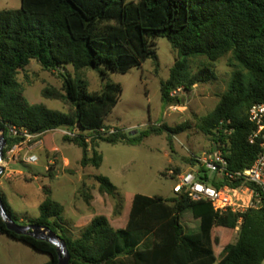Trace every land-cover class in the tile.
I'll use <instances>...</instances> for the list:
<instances>
[{
  "label": "trees",
  "instance_id": "16d2710c",
  "mask_svg": "<svg viewBox=\"0 0 264 264\" xmlns=\"http://www.w3.org/2000/svg\"><path fill=\"white\" fill-rule=\"evenodd\" d=\"M158 38L167 39L179 57L169 78L161 82L162 100L169 107L180 101L172 92H189L196 84L213 79L211 66L228 56L232 73L227 88L214 109L199 118L197 128L222 149L230 170L250 168L259 143L249 141L254 126L247 112L253 105L264 104V0H20L18 9L0 10V127L7 143L3 158L22 141L8 134L11 127L40 136L57 129H77L75 137L63 140L82 149L81 166L93 168L102 163L96 150L99 140L133 145L149 134L166 131L175 136L185 131L187 124H162L131 138L118 128L112 135L97 132L109 129L105 121L122 89L120 84L106 83L102 90L90 93L83 71L97 70L103 81L108 72L126 74L155 56ZM197 57H205L207 64L191 74L187 62ZM32 60L47 71L73 68V76L59 73L60 88L41 92L45 99L63 103L67 112L26 99L18 75ZM187 162L194 165L193 158ZM94 180L99 194L118 198L109 178L98 175ZM42 191L45 198L39 216L26 222H18L2 192L0 198L16 223L46 226L59 235L66 243L69 264L264 263V207L220 214L209 202L191 201L187 195L135 194L124 228L114 229L105 216L96 215L79 229V236L72 237L63 224L64 207L51 198L49 187ZM84 199L90 205L92 195ZM188 209L199 222L198 231L191 234L180 219ZM119 210L116 205L115 213ZM236 229L235 241L230 243L225 230ZM0 234L48 255L45 264H58L55 245L7 230L1 217Z\"/></svg>",
  "mask_w": 264,
  "mask_h": 264
},
{
  "label": "rangeland",
  "instance_id": "374dc122",
  "mask_svg": "<svg viewBox=\"0 0 264 264\" xmlns=\"http://www.w3.org/2000/svg\"><path fill=\"white\" fill-rule=\"evenodd\" d=\"M19 7L20 0H0V10ZM227 58L228 56L223 57L211 66L213 79L196 84L189 92L182 89L177 92L176 97L180 101L173 106L178 107L177 109H169L161 96V82L169 78L170 69L179 59L177 52L165 38L155 40L153 58L126 74L108 72L103 81L97 70H84V80L90 93L102 90L106 83L121 86L120 99L105 121L109 129L118 128L131 138L162 124L169 127L187 124L188 128L175 136L166 131L149 134L140 143L133 145L109 144L99 140L96 148L102 156L99 168L81 166L82 149L62 139L63 129L48 133L44 138L46 147L39 143L37 147L33 146L37 140L25 145L24 150L17 154V159L12 161V164H19L18 167L24 175L14 172L10 176L4 173L0 177V191L6 196L18 222H26L27 219L39 216V205L45 198L42 191L45 186L50 188L51 198L64 207L63 224L72 237L79 236V229L86 225L88 217L95 212L85 202L86 194L94 195L97 210L111 220L118 216L115 213L117 205L121 213L120 228L125 226L130 203L135 194L173 197L175 179L170 178L167 172L171 170L175 173V169L180 172L187 170L193 166L187 162L188 159H194L214 147L212 140L198 130L197 123L199 118L214 109L227 88L232 73V68L227 65ZM205 64V57L191 58L187 62L188 71L195 74ZM65 72L73 76L71 66H66L65 71H47L32 60L25 70L20 71L18 81L23 85L24 96L30 103L43 104L51 110L67 112L60 101L45 99L41 95L45 88H60L62 79L59 73ZM88 137L91 136L88 134ZM52 144L59 149L51 153L49 160L52 164L47 165L44 148L49 149ZM30 146L33 147L31 153L38 157L35 164L22 161V151L26 152ZM61 156L69 160L67 166H62ZM98 175L109 178L117 188L119 196L116 200L99 194L94 180V176ZM180 219L188 234L198 231L199 222L193 219L189 209L181 214ZM112 227L117 228L113 224ZM236 232L237 229L225 230V236L230 243L235 241ZM48 261V255L0 234V264H45Z\"/></svg>",
  "mask_w": 264,
  "mask_h": 264
},
{
  "label": "built area",
  "instance_id": "2783aa9c",
  "mask_svg": "<svg viewBox=\"0 0 264 264\" xmlns=\"http://www.w3.org/2000/svg\"><path fill=\"white\" fill-rule=\"evenodd\" d=\"M179 91L181 89L172 92L171 96H176ZM174 108L178 107H169V109ZM247 119L254 126L249 141L259 143V152L251 167L243 171L230 170L222 149L215 145L216 150L212 149L211 152L195 157L194 165L187 170L178 175L171 170L167 172L175 179L173 195H187L191 201L209 202L213 210L220 214L243 213L251 208L264 207V104L251 106L247 112ZM97 132L112 135L116 130L102 128ZM61 133L63 136L73 138L79 132L77 129L73 131L63 129ZM8 134L11 137L21 138L22 141L14 145L0 161V166L3 168L0 177L8 172V165L15 160L22 145L34 142L40 136L14 127L8 129ZM32 151L33 147H28L23 159L26 164H35L38 161L37 155L31 153ZM232 182H236L237 185L229 186L228 183Z\"/></svg>",
  "mask_w": 264,
  "mask_h": 264
},
{
  "label": "water",
  "instance_id": "95a60500",
  "mask_svg": "<svg viewBox=\"0 0 264 264\" xmlns=\"http://www.w3.org/2000/svg\"><path fill=\"white\" fill-rule=\"evenodd\" d=\"M5 130L0 127V161L3 158V150L7 143L4 137ZM213 150H216L214 147ZM3 168L0 166V174ZM0 217L4 220L7 230L17 235H28L38 240H44L52 243L57 248L58 264H69V254L67 251L66 243L59 235L54 233L46 226H39L35 224L20 225L12 220L7 214L3 202L0 198Z\"/></svg>",
  "mask_w": 264,
  "mask_h": 264
},
{
  "label": "crops",
  "instance_id": "0c3cea01",
  "mask_svg": "<svg viewBox=\"0 0 264 264\" xmlns=\"http://www.w3.org/2000/svg\"><path fill=\"white\" fill-rule=\"evenodd\" d=\"M53 132V131H52ZM48 133H50V132H48ZM48 133H45V134H43V135H41V136H39L36 140V143L33 145V146H35V147H37L38 145V143L39 144H41L43 147H46L45 146V143H44V138L48 135ZM63 139V138H62ZM24 147H25V145H22V149L21 150H24ZM45 149V154H46V157H47V165H48V163L49 164H52V161H50L49 160V156L51 155V153L52 152H54V150H58L59 148L57 147V146H55L54 144H52V146L48 149V148H44ZM21 152V151H20ZM25 154H26V152L25 151H22V153H21V155H23V158H22V161H23V159H24V156H25ZM61 158H62V166H67V164H69V160L67 159V158H65V157H62L61 156ZM17 159V157L15 158V160ZM19 164H17V163H10L9 165H8V167H7V171L8 172H5V173H7L8 174V176H10L12 173H16V174H20V175H24L23 174V172L19 169ZM48 168H46V170H47ZM1 179V178H0ZM1 192V191H0ZM4 194V193H3ZM103 195H105V194H103ZM105 196H107V195H105ZM174 196V195H173ZM93 198H94V200H93ZM133 199V198H132ZM96 200H95V197H94V195L92 194V200H91V202H90V206H91V208L92 209H94L95 210V212L94 213H92L89 217H88V219L86 220V225H88L89 224V222L93 219V217L94 216H96V215H103V216H105L106 218H107V220H108V222H109V224H110V226L112 227V224L113 225H116V227L117 228H114V227H112V228H114V229H122V228H120V216H121V213L120 214H118V216L116 217V218H114V219H110L106 214H100V213H102V212H99L98 210H97V205H96ZM131 204H132V200H131V203H130V207H129V212H128V217H129V213H130V209H131ZM111 210H112V206H111ZM127 221H128V218H127ZM127 221H126V223H125V226H126V224H127ZM86 225H84V226H86ZM83 226V227H84ZM124 226V227H125ZM119 227V228H118ZM123 227V228H124ZM82 228V227H81Z\"/></svg>",
  "mask_w": 264,
  "mask_h": 264
}]
</instances>
